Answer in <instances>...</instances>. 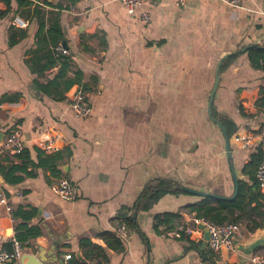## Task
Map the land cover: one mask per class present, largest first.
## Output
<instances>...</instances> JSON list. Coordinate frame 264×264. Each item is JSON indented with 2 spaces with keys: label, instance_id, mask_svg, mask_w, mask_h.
Wrapping results in <instances>:
<instances>
[{
  "label": "crops",
  "instance_id": "1",
  "mask_svg": "<svg viewBox=\"0 0 264 264\" xmlns=\"http://www.w3.org/2000/svg\"><path fill=\"white\" fill-rule=\"evenodd\" d=\"M242 4L246 9L222 0H145L130 13L119 0H0V146L16 127L28 149L25 159L11 155L0 168V195L8 200L0 202V249L12 248L21 222L13 220L12 211L22 207L35 210L28 226L41 230L23 243L24 254H35L45 264H249V257L228 249L214 260L204 230L179 237L170 225H155L158 214L169 212L181 213V221L201 228L188 209L199 196L172 193L148 211L137 207L144 188L156 178L233 194L224 135L209 117L208 102L220 59L245 46H264V15L259 12L264 0ZM143 12L149 14L148 22L142 20ZM58 13L71 59L62 77L60 63L43 73L33 69L47 62L41 59L44 51L31 62L39 20L49 27ZM17 16L28 26H14ZM11 33L17 38L14 44ZM256 67L247 53L238 55L221 71L214 100V117L237 125L233 159L239 179L251 184L243 168L259 147L243 148L241 141L264 126L259 105L264 70ZM77 71L81 83L68 88ZM77 86L92 107L83 118L70 107ZM52 126L61 135L57 173L43 164L37 150L39 137ZM11 165L23 168L15 172L22 177L18 183L7 179ZM60 177L77 185V200L54 192L52 185ZM121 210L138 211L139 229L123 239L125 249L116 250L102 234L115 230ZM236 215L241 216L238 238L244 240L252 221L244 212ZM84 239L101 246L107 258L86 257ZM68 254L72 258L66 261Z\"/></svg>",
  "mask_w": 264,
  "mask_h": 264
},
{
  "label": "trees",
  "instance_id": "2",
  "mask_svg": "<svg viewBox=\"0 0 264 264\" xmlns=\"http://www.w3.org/2000/svg\"><path fill=\"white\" fill-rule=\"evenodd\" d=\"M63 5H59L58 9L61 10ZM60 13L57 14L53 18V22L50 23L49 27L46 25V21L44 19L39 20V30L37 32L36 38L38 39L36 43L38 47L32 51L33 55L38 51H44L41 59H47V62L37 69L39 73L45 72L49 68L54 65L61 64V69L59 72V77H62L66 74L67 69L71 66L70 55L62 54L58 51V47L63 45L64 33L59 20ZM20 35H25L24 32H21ZM11 42L10 44H14L17 41V38L13 33L10 34ZM245 53L248 54V57L252 64L257 66L256 68H261L264 70V46L254 45L250 49H248ZM238 55L236 54L230 58L224 60L221 71L225 70V68L232 62ZM40 59V57H39ZM28 62L30 60L28 59ZM82 74L80 71L76 72V75L73 79L69 81L68 88H72L75 84L81 83ZM259 105L264 108V89L261 91V95L259 98ZM242 108V107H241ZM242 110V109H241ZM243 111V110H242ZM214 116H217L215 107L213 106ZM226 130L227 134L230 137L231 141L235 136H238L237 125L234 121L221 118ZM259 130V129H258ZM257 130V131H258ZM1 149V147H0ZM39 155L43 160V164L48 166L52 172L57 173L60 172L58 169V165H56L55 160L57 158V152L52 154L45 153L41 148L37 149ZM28 154V149L24 148L19 153L13 154L14 156L25 159V155ZM45 154V155H44ZM11 155H5V157H1L0 155V168L4 169V160L9 161V157ZM262 160V152L259 149L255 153H253L251 160L248 164H246L243 168V173L248 175L252 180V184L250 182L239 180L240 182V192L237 198L234 200H223L217 199L213 197H200L201 199L189 206V212L195 214L197 218H205L209 221L214 222L215 224H223L225 222H235L239 223L241 220V216L236 215L237 211L244 212L247 215V218L252 221V225L247 226V228L251 231H254L258 228H262L264 226V191L260 189L259 183L256 179V169L258 168L260 162ZM3 162V163H2ZM10 171L7 179L10 182L18 183L22 180V177L15 175L17 170H23L22 167L18 165H11ZM254 189V190H253ZM177 189V183L171 179L167 178H156L150 184H148L142 194L139 197L138 205L140 210H150L162 197L167 194L172 193H182ZM35 210H25L22 207H19L16 210L12 211V216L15 221H21L17 227H15L16 238L22 243L26 242L31 237H36L41 234L40 229L30 228L28 226V222L35 216ZM181 213H165L164 215L156 216L157 227L163 226L167 228L169 225L172 229L175 228L176 223L182 219ZM114 220H122L124 221L131 231H135L139 229L137 219H134L133 214H128L125 210L119 211ZM108 246L115 248L116 250L125 249V244L120 235L116 232V230H108L102 234ZM82 247H88V251L85 252V256L88 258H107L105 250L93 243L89 239H84L81 242ZM79 264H87L85 261H81Z\"/></svg>",
  "mask_w": 264,
  "mask_h": 264
},
{
  "label": "built area",
  "instance_id": "3",
  "mask_svg": "<svg viewBox=\"0 0 264 264\" xmlns=\"http://www.w3.org/2000/svg\"><path fill=\"white\" fill-rule=\"evenodd\" d=\"M127 10L132 13L135 9L141 6L145 0H119ZM229 6L238 9H246L243 6L242 0H222ZM264 15V8L259 10ZM142 20L144 22L149 21V14L142 13ZM13 25L19 28H25L28 26V21L22 17H15L13 19ZM58 51L62 54H68V49L63 45H60ZM70 107L76 117H86L92 113V107L87 101L86 91L81 86H77L74 96L71 98ZM60 133L56 126L50 127L44 134L39 137V146L47 154H52L60 150L59 144ZM256 144L262 152V160L256 169V179L261 189H264V126L259 128L258 131L243 137L241 145L243 148H248L251 145ZM0 155H13L19 153L25 148V141L22 137V133L18 128H12L3 143L1 144ZM52 188L54 192L62 199L75 201L80 196V191L77 185L67 178L60 177L53 183ZM0 202L7 203V197L3 194L0 195ZM13 218V216H12ZM14 220V218H13ZM198 224H202L209 231V238L207 240L208 247L211 252V257L214 260H219L222 256L224 249L230 251H237L234 246V239L238 237L240 233V224L235 222H225L223 224H215L205 218H195ZM115 230L122 239H126L131 232L127 224L122 220L115 221ZM203 228L199 226L190 227L183 221L179 220L172 233L175 236L181 237L182 235L192 236L203 231ZM24 255V245L16 237L12 239L11 249H0V264H5L8 260H12L13 264H24L21 262V258ZM72 258V255H65V260L68 261ZM249 264H264V252H257L251 258H249Z\"/></svg>",
  "mask_w": 264,
  "mask_h": 264
},
{
  "label": "water",
  "instance_id": "4",
  "mask_svg": "<svg viewBox=\"0 0 264 264\" xmlns=\"http://www.w3.org/2000/svg\"><path fill=\"white\" fill-rule=\"evenodd\" d=\"M63 46L67 49V41L63 42ZM251 47H252V45L245 46V47L238 49L236 51L227 53L226 55H224L220 59L218 65H217V68H216L214 85H213L212 91L210 93V98H209V102H208L209 117L214 123L219 125V127L222 129V132L224 135L226 151H227V158L229 161V166H230V170L232 172V178L234 181V192L232 195H219V194L210 193V192H206L203 190L195 189V188L186 186V185L181 184V183L177 185V189H179L180 191L190 193L192 195H196L199 197H213V198L223 199V200H234L239 195V192H240L239 180L240 179L237 175L235 162L233 159V149H232L231 139L227 134V130H226L223 122L214 117L213 106H214V100H215L216 92H217V89H218L220 81H221V67H222L224 60H226L227 58H230L236 54L245 53ZM74 93H75V89L71 94V98L74 96ZM137 212H138L137 210L134 212V215H133L134 219L137 218ZM201 228L204 229L205 240H208V238H209L208 229H206L203 225H201ZM262 228H264V226ZM258 229H261V228H258ZM244 231L246 234L245 239L239 240V238L236 237L234 239V246H235L236 250L238 252H240L242 255L251 258L258 249L264 247V230L255 234V235H248L250 230L247 227H245ZM21 262L24 264H45L44 261L41 260L40 257H38L35 254H30V253H25L21 258ZM5 264H13V261L8 260Z\"/></svg>",
  "mask_w": 264,
  "mask_h": 264
}]
</instances>
